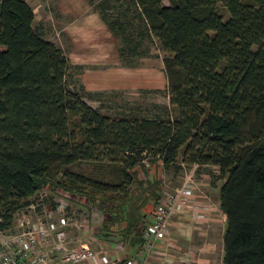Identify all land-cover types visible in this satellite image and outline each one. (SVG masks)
<instances>
[{"label":"trees","instance_id":"obj_1","mask_svg":"<svg viewBox=\"0 0 264 264\" xmlns=\"http://www.w3.org/2000/svg\"><path fill=\"white\" fill-rule=\"evenodd\" d=\"M163 1L88 0L123 66L150 46L163 54L168 103L122 112L71 81L68 57L35 29L25 0L0 1V230L55 186L106 215L99 237L135 249L162 187L144 163L213 165L223 179L222 264H264V0ZM77 161L116 164L120 181L71 171Z\"/></svg>","mask_w":264,"mask_h":264},{"label":"rangeland","instance_id":"obj_2","mask_svg":"<svg viewBox=\"0 0 264 264\" xmlns=\"http://www.w3.org/2000/svg\"><path fill=\"white\" fill-rule=\"evenodd\" d=\"M29 2L32 4L34 3V8H36V6L39 7L38 10L43 8V11L41 9L40 20H44L43 22L47 26V37L59 45L64 52L68 53L69 41L66 39L63 31V23L68 17L62 15L57 7V4L61 3V0H29ZM163 3L168 5L169 1L164 0ZM36 15H39V13L37 12ZM226 16L225 14V17ZM149 54L148 57L139 60L136 70L134 69L136 72V79L134 78L135 84L131 83L130 85L135 87H123L117 90L104 91L103 106L105 108L112 107L114 112H122V110L136 108V106L141 109L149 110L151 108L150 104L152 103H167V97L162 93L163 91H155L159 89V87L162 86V89L165 86L163 84L165 78L162 61L159 57H155V54H157L155 47L150 46ZM159 54L163 55L162 53ZM77 78V73L73 72L71 81L79 85L80 83ZM146 78L152 79L151 87H144L143 83ZM86 102L92 107H97L99 105L97 100L93 101L86 98ZM180 159L181 155H179V160ZM144 164H146L148 168L147 172L150 178H152L153 175H159L162 184L161 193L163 190L173 193L174 189L180 188L183 182L188 179L194 183L195 191L197 192L195 193L197 202H201V204L206 207L203 220L199 222L189 220L190 222L186 223L185 226L179 225V227H181V233L183 234L182 236L177 230L175 231L169 227L171 241L167 248V254L169 253V256L173 255L175 257L178 254L191 251L193 253V262L191 264H222V236L225 218L218 206V188L223 182V179L220 177L217 167L213 165H199L196 163L188 164L181 161L179 165H170L168 167H164L162 164L153 166L151 163L147 162ZM116 166L117 165L113 163L77 161L70 165L69 169L91 179L115 183L120 181ZM140 175L144 177L142 173ZM65 195L66 193L59 188L56 189L55 186H48L46 187V197L43 204L50 205L52 203H57L59 198L64 199L65 202L68 203L67 211L72 214L73 218H76L77 222H83L84 219H87L88 222L83 227V229L87 230V234L86 231L84 233L83 231L73 229L72 234L76 238L75 243L82 242L85 235L88 238V242L91 243L90 238L95 240L94 234L98 233L97 228L100 230L102 224L107 222L105 216L100 217L102 214L99 211L97 212L98 214H94L92 204L85 198L73 195L68 198L65 197ZM30 199H32V196L29 200ZM145 211L147 213V219H150L152 206L148 207ZM27 215L34 217L36 212L24 206L19 207L13 213L10 224L12 226L11 230H20L24 226L22 225V218ZM96 239L98 240V238ZM117 246L121 251L120 257L131 253L128 245L117 243ZM198 255L201 258H197L196 256ZM161 261H163V257H160L154 264H159Z\"/></svg>","mask_w":264,"mask_h":264},{"label":"built area","instance_id":"obj_3","mask_svg":"<svg viewBox=\"0 0 264 264\" xmlns=\"http://www.w3.org/2000/svg\"><path fill=\"white\" fill-rule=\"evenodd\" d=\"M195 190L194 183L188 179L173 193L163 190L152 208L150 219L139 223L142 245L134 253L120 257V248L99 237V228L94 234L95 240L90 238L91 243L85 235L82 242L76 244L73 229L87 234L83 229L87 219L77 222L67 211L68 203L64 199L59 198L57 203L50 205L43 204L46 188L38 189L25 206L36 215L23 216L24 226L18 231H12L11 225L0 230V264H152V259L157 257H163V264H191V251L176 255L174 261L167 258V248L171 241L169 226L174 215L185 214L195 222L204 219L206 207L197 202ZM71 196L70 193L65 195ZM92 206L94 214H98L97 205ZM101 214L100 217L105 216L107 220L106 215Z\"/></svg>","mask_w":264,"mask_h":264},{"label":"crops","instance_id":"obj_4","mask_svg":"<svg viewBox=\"0 0 264 264\" xmlns=\"http://www.w3.org/2000/svg\"><path fill=\"white\" fill-rule=\"evenodd\" d=\"M25 1L29 4L35 15L33 22L35 29L46 39L50 40L46 35L47 26L43 22L44 20H40L41 9L43 11V8L38 10L39 7L36 6V8H34V3H30L29 0ZM57 7L62 15L68 17L63 23V31L66 39L69 41V50L68 53L65 52V54L73 66L72 73H77V79L84 89L90 92H104L107 90L121 89L123 87H135L130 84H135L136 67H126L120 63L116 48V39L100 19L99 14L92 9L88 0H61V3H58ZM37 12L39 15H36ZM155 57H159L162 61V55ZM143 58L144 57L139 60H143ZM163 84L165 86L162 89V86L159 87V90L163 91L162 93L164 94L166 89V78ZM143 85L144 87H151L152 79L146 78ZM189 222V218L185 214H177L172 217L169 227L175 231L177 230L182 236L183 234L181 233V227H179V225L185 226V224ZM118 236L119 235L112 234L108 238H111L110 242L117 245V243H121ZM129 248L131 253L136 251V248ZM120 253L121 251L118 254L119 256ZM167 256H169V253ZM169 257L167 258L174 261L176 260V256L174 257L171 255ZM196 257L201 258L199 255ZM159 258L160 257L153 258L152 264L157 262ZM159 264H163V261L159 262Z\"/></svg>","mask_w":264,"mask_h":264}]
</instances>
